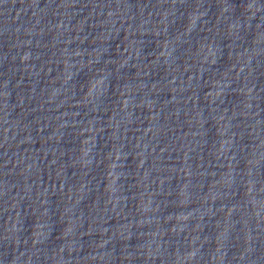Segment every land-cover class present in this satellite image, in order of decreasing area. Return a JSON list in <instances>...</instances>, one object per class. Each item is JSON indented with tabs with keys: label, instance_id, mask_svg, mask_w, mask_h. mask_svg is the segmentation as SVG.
I'll use <instances>...</instances> for the list:
<instances>
[{
	"label": "water",
	"instance_id": "water-1",
	"mask_svg": "<svg viewBox=\"0 0 264 264\" xmlns=\"http://www.w3.org/2000/svg\"><path fill=\"white\" fill-rule=\"evenodd\" d=\"M0 264H264V0H0Z\"/></svg>",
	"mask_w": 264,
	"mask_h": 264
}]
</instances>
